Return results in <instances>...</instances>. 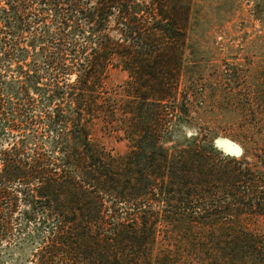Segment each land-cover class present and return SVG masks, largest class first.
<instances>
[{
	"label": "trees",
	"instance_id": "trees-1",
	"mask_svg": "<svg viewBox=\"0 0 264 264\" xmlns=\"http://www.w3.org/2000/svg\"><path fill=\"white\" fill-rule=\"evenodd\" d=\"M192 6L0 0L2 129L26 121L52 134L48 146L0 147V244L24 220L46 229L34 264H264V173L209 134L167 145L188 115ZM118 68L127 79L108 87ZM40 83L47 105L35 115ZM4 85L22 102L6 106Z\"/></svg>",
	"mask_w": 264,
	"mask_h": 264
},
{
	"label": "rangeland",
	"instance_id": "rangeland-1",
	"mask_svg": "<svg viewBox=\"0 0 264 264\" xmlns=\"http://www.w3.org/2000/svg\"><path fill=\"white\" fill-rule=\"evenodd\" d=\"M258 3V0H193L186 68L180 85L183 91L180 100L185 97L188 115L184 116L187 119H177L167 145L209 134L231 155H246L252 167L264 173V5L259 8ZM7 74L8 79L11 75ZM75 78L76 75L71 76V80ZM126 79V71L110 69L106 85L116 87ZM31 96L35 100L32 114H42L47 105L44 84L40 83V89ZM2 97L6 106L10 104L8 99L22 102L8 93L5 85ZM7 117L13 119L11 115ZM25 123L21 131L13 130L12 134L2 129L0 123V147H9L19 138H27L29 146L36 142L50 144L52 134L43 125L33 130ZM33 134L39 138L34 139ZM103 141L118 151L126 149L125 141L113 138ZM19 221L14 222L15 236L0 244V264H34L33 253L46 229L34 222ZM258 223L264 227V216L259 217Z\"/></svg>",
	"mask_w": 264,
	"mask_h": 264
},
{
	"label": "water",
	"instance_id": "water-1",
	"mask_svg": "<svg viewBox=\"0 0 264 264\" xmlns=\"http://www.w3.org/2000/svg\"><path fill=\"white\" fill-rule=\"evenodd\" d=\"M214 144H215L218 148L222 149L225 153L231 155L230 151L227 150V148H225V147H223V146H220L216 141L214 142Z\"/></svg>",
	"mask_w": 264,
	"mask_h": 264
}]
</instances>
